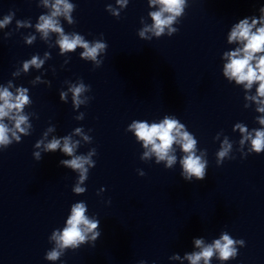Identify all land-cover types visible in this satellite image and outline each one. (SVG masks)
I'll return each mask as SVG.
<instances>
[{"label": "clouds", "instance_id": "1", "mask_svg": "<svg viewBox=\"0 0 264 264\" xmlns=\"http://www.w3.org/2000/svg\"><path fill=\"white\" fill-rule=\"evenodd\" d=\"M44 3L48 6V0H44ZM128 3L129 0H116V4L121 9H125ZM149 5H159V9L148 14L151 17V24H146L137 33L140 39L147 41H151L153 36L159 39L165 35L171 37L176 34L179 28L173 25L180 23L186 9L189 7V2L188 0H149ZM74 7L67 0H55L51 4V14L40 15L36 28L45 38L48 37L50 32L59 34L57 44L61 55L72 52L77 47L83 48L84 51L80 54L81 58L93 61L94 67L98 68L102 65L103 60L97 58L100 53H106L108 48L103 34L100 36L101 39L89 42L82 35L65 34L56 19L63 15L70 24L73 23L70 13ZM106 10L117 19L120 18L119 10L112 5H107ZM258 12V16H246L231 25L226 40L229 45H234V47L223 52L221 59L226 61L223 65V77L229 83L234 82L235 85L242 86L245 91L244 98L255 102L258 113H264V5L258 9ZM14 15L15 13L12 12L6 15L3 20H0V28L8 25ZM16 23L20 27L28 22L17 20ZM149 33L151 35H148ZM32 39L34 37L30 38L28 43H31ZM47 55L45 53L46 57ZM43 64L44 61L34 55L30 60L23 62V71L28 72L31 66L39 69ZM12 75H18V72H13ZM37 80H39V77H37ZM47 83L49 86L51 85L50 81ZM254 86L255 94L248 95ZM11 87V81H9L8 86L0 87V152L7 150L13 143H21L22 137L31 135L33 130L30 116L25 112V106L33 103L28 94L29 89L19 86L16 87L14 93L10 91ZM90 90L91 86L85 85L82 79L80 83L71 85L69 91L72 93L73 106L78 108L85 103L87 98L81 99L82 93ZM59 98L61 101L66 102L67 93L60 92ZM244 107L247 108L248 105L245 104ZM33 114L38 119L37 114ZM82 118L83 113L75 117V119ZM255 119L261 126H264V115L257 116ZM237 129L242 136L239 141L240 145L244 146L245 142H250L246 154L242 158H246L253 153L256 155L264 153V127L249 131L243 123H236L233 131ZM54 130L55 126L47 127L40 139L35 142L33 157L39 162L43 158L42 154L57 151L66 157H71L70 159H61L59 164L74 173H78V179L72 187V192L75 195H83L87 189L81 185H85V181L88 179L89 168H94L96 165V161L92 160V156L97 155V150L93 148L88 155H75L79 141H73L71 135H64L59 138L53 136L49 140L48 134ZM127 131L134 134L136 142H142L145 151L141 160H147L155 156L157 165L164 162L166 169H172L177 163L176 148H174V145H176L184 153L179 160L181 177L186 182L203 181L206 178L208 160L205 156L207 150L204 149L200 155H197V151H199L197 148L198 140L175 115H165L159 122L152 123L147 122V120H133L128 125ZM75 134L82 135V129L76 128ZM83 138L86 141L89 140L86 135ZM218 138L217 136L216 139ZM232 148V143L225 137L215 154L218 167L223 165L225 160L235 159L234 156H230ZM137 171L140 176L145 175L143 170L138 169ZM104 191L105 189L101 188L97 195ZM86 213H88V206L85 201H78L70 206V214L67 216L62 230L55 229L52 231L50 240L55 242V246L46 251L45 260H60L67 251L75 252L84 245L95 247V242L101 236L102 231L100 220L96 216H89ZM192 244L198 250L185 252L183 256L179 253H173L169 260L181 261V264L184 260L188 264H201V262L202 264H211L212 259L215 257L221 262H228L237 258L239 248L245 247L243 239H234L227 231L222 232L220 237L214 239L211 243H205L202 237H194ZM138 264H147V262L141 260Z\"/></svg>", "mask_w": 264, "mask_h": 264}]
</instances>
